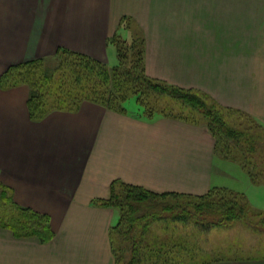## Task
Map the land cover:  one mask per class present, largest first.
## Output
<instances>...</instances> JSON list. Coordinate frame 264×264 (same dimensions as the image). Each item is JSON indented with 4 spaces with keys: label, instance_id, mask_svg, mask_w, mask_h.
<instances>
[{
    "label": "crops",
    "instance_id": "crops-1",
    "mask_svg": "<svg viewBox=\"0 0 264 264\" xmlns=\"http://www.w3.org/2000/svg\"><path fill=\"white\" fill-rule=\"evenodd\" d=\"M131 22L145 33L150 76L264 130V0H0V78L60 48L108 60L109 38ZM29 96L27 86L0 87V181L18 205L51 217L54 237L42 242L0 226V264H116L111 232L121 212L97 201L117 181L193 196L228 188L249 202L250 192L264 193V183L219 155L204 122L92 103L35 121ZM190 223H159L155 234L185 242L181 253L208 264H264V257L217 260L183 229Z\"/></svg>",
    "mask_w": 264,
    "mask_h": 264
},
{
    "label": "trees",
    "instance_id": "trees-1",
    "mask_svg": "<svg viewBox=\"0 0 264 264\" xmlns=\"http://www.w3.org/2000/svg\"><path fill=\"white\" fill-rule=\"evenodd\" d=\"M109 46L117 50L119 60L112 70L91 56L60 48L52 57L11 66L1 77L0 85H30L28 105L33 120L41 119L48 110L45 108L48 106L41 104L45 100L52 101L46 102L49 107L63 101L68 110L88 100L123 113L128 111L126 103L132 96L137 98L143 110L137 115L149 118L156 108L153 104L157 98L168 96L181 105V112L173 118L195 124L206 123L217 140L220 155L226 153L225 148L231 143L248 154L252 153L255 141L252 142L249 136L254 135L236 126L261 127L248 121H238V118L233 121L239 112L221 107L193 89L150 77L146 70L144 38L129 42L120 35H114L109 38ZM227 141L228 145L223 146L222 143ZM111 190L108 199L97 203L118 207L122 213L120 223L111 232L116 264H208L210 260L206 256L181 253L182 249L185 252V242L171 239L168 233L156 235L155 225L195 222L209 230L238 220H253L247 197L228 188H214L206 194L193 196L176 192L156 193L142 186L117 181ZM260 215L263 217L259 223L263 225L264 213ZM252 223L258 225L256 221ZM0 226L11 228L17 236H35L42 242H49L54 237L50 216L18 205L13 189L1 181ZM139 227L142 231L136 237L135 229ZM115 232L123 237L120 244L125 250L117 251Z\"/></svg>",
    "mask_w": 264,
    "mask_h": 264
},
{
    "label": "rangeland",
    "instance_id": "rangeland-1",
    "mask_svg": "<svg viewBox=\"0 0 264 264\" xmlns=\"http://www.w3.org/2000/svg\"><path fill=\"white\" fill-rule=\"evenodd\" d=\"M137 23L131 22L129 25L126 24L125 28L124 27L121 28L117 35H120L124 40H127L129 42H132V40L134 39H137L139 41V39L143 40L144 38V40H146L145 33L141 27L142 25L139 23L137 24ZM108 45H109V40H108ZM146 48H147V45L145 42V49ZM109 49H110L109 50L110 58L108 60H104V61L100 60V61L105 63L108 66V68L112 70L114 66L118 65L119 60H118L117 50H115L113 47H110V46H109ZM68 50L73 51L71 49H68ZM129 53L131 54V52ZM52 56L54 55H49V56L41 57V58H49ZM14 65H17V64H14ZM154 79H158V78H154ZM158 80L167 82L162 79H158ZM167 83L170 84L169 82ZM21 86H27L29 87L31 91L30 85L25 84V83L18 85V86H10V87L8 86L9 88L0 85V87L5 88V89H14V88L21 87ZM171 100L172 99L168 96L158 97L156 102H154L153 104V106L156 105V108L153 110L151 117L148 118L145 116V118L153 119L155 117H163V116L164 117H168V116L175 117L176 115H178L179 114L178 112H181L179 109L181 105H179L177 101H171ZM46 102L52 103V101H47V100L41 102V104L48 106V107H45L48 110L44 112L41 119H38L35 121H42L46 119L50 114L55 113V112H70V113L79 112L86 103L97 104V103L87 100V101H83L79 103V105L73 107L72 110H68L67 104L64 103L63 101H60V102L58 101L56 103H53L51 107H49L50 104H47ZM97 105H100V104H97ZM28 108H29V105H28ZM126 108L131 112H136V113H141V114L143 112L142 108L138 104L137 98L133 96L126 103ZM234 118H238V121L241 120L242 122H246L243 119L244 117L242 118V115L240 114H235L234 117L232 118L233 121L235 120ZM238 126L236 127L241 130H246V133L250 135H254V136H249L251 137L252 142L255 141V145L253 146L252 153L248 154L244 149H241L233 145L231 142H230L231 144L228 145V141H227L225 143L224 142L222 143L223 146L225 147L228 145L227 148H225V150L227 149L226 153L222 155L219 154V155L223 157V159L227 162H230L232 164H235V163L241 164L240 166L243 167L247 176L255 184L264 183V130L256 126L254 128L255 130L252 129L251 127H245L247 125L241 126V127H238ZM245 182H246V179H245ZM242 184L243 183H241V185ZM254 192L255 193L253 192L249 193L251 196L250 198L252 200V202H250L251 203L250 215H251V218H253V220L250 219V221L252 222L256 221L258 225H255V224L253 225L252 222L251 224L249 220L248 221L238 220L224 227H216V228L207 230V229H204L202 226L195 224V222H193V223L184 225L185 227L183 229L192 236V239L194 241H199V246L201 248V251L205 250L212 256H215L217 260L264 257V224L261 225L259 223V220H261V218L263 217V215H260V214L264 213L262 212L264 211V205H263L264 193H262L261 190L259 189L254 190ZM115 208H117L121 212L120 208L118 207H115ZM135 230L137 232L135 236L139 237V232L142 231L141 227L136 228ZM114 239H115V247L118 252L126 249V248H123V245L120 244V243H123V237L120 236L119 233L117 232L114 233ZM126 254H128V252H126Z\"/></svg>",
    "mask_w": 264,
    "mask_h": 264
}]
</instances>
